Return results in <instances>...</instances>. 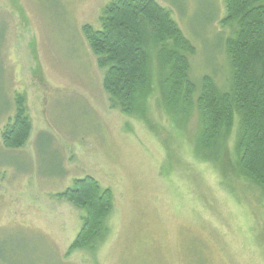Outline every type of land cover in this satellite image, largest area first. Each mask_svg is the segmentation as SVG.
I'll list each match as a JSON object with an SVG mask.
<instances>
[{
  "label": "rangeland",
  "instance_id": "rangeland-1",
  "mask_svg": "<svg viewBox=\"0 0 264 264\" xmlns=\"http://www.w3.org/2000/svg\"><path fill=\"white\" fill-rule=\"evenodd\" d=\"M113 1L0 0V264H264V191L238 166L239 116L199 151L198 108L173 119L161 104L156 54L146 107L114 105L83 30ZM157 1L196 47L191 77L230 89L226 0ZM19 100L32 130L8 149ZM88 175L114 206L102 236L71 250L86 212L60 193Z\"/></svg>",
  "mask_w": 264,
  "mask_h": 264
},
{
  "label": "trees",
  "instance_id": "trees-1",
  "mask_svg": "<svg viewBox=\"0 0 264 264\" xmlns=\"http://www.w3.org/2000/svg\"><path fill=\"white\" fill-rule=\"evenodd\" d=\"M226 5L221 24L236 28L226 40L232 67V85L227 90L210 75L202 77L200 86L191 77L190 56L196 47L171 11L157 0H115L105 8L100 29L85 25L83 30L105 71L103 86L123 112H141L146 107L156 54L161 104L173 119L188 117L195 106L198 108L199 151L227 140L238 115V166L264 191V0H226ZM31 130L19 100L14 120L2 132L4 146L22 148ZM60 196L86 212L71 250L92 245L107 230L105 220L114 206L112 190L88 175L76 179Z\"/></svg>",
  "mask_w": 264,
  "mask_h": 264
}]
</instances>
